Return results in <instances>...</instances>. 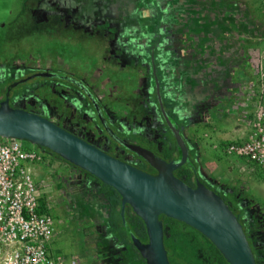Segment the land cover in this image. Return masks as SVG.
<instances>
[{
	"label": "flooded vegetation",
	"instance_id": "obj_1",
	"mask_svg": "<svg viewBox=\"0 0 264 264\" xmlns=\"http://www.w3.org/2000/svg\"><path fill=\"white\" fill-rule=\"evenodd\" d=\"M160 1L33 0L31 17L41 28L26 37L32 52L0 58V105L8 100L10 107L46 118L151 175L158 171L140 150L166 163L181 161L169 118L188 147V160L174 176L192 188L201 183L220 195L241 223L255 259L264 264L258 252L264 246V206L244 183L233 185L204 166L201 145L189 134L211 120L220 98L217 63L187 46L186 17L198 15L197 1ZM9 30L10 25L0 26L3 48L10 52L5 37ZM48 32L53 39L45 37ZM53 155L66 166L54 175L52 190L68 227L69 212L77 223H89L82 246L85 260L147 264L130 237L149 242L146 225L133 208L126 204L123 210L114 188ZM47 202L49 208L50 197ZM165 218L160 216L168 253ZM209 253L208 259L215 262Z\"/></svg>",
	"mask_w": 264,
	"mask_h": 264
},
{
	"label": "rangeland",
	"instance_id": "obj_2",
	"mask_svg": "<svg viewBox=\"0 0 264 264\" xmlns=\"http://www.w3.org/2000/svg\"><path fill=\"white\" fill-rule=\"evenodd\" d=\"M32 1L0 0V26L10 25V30L5 37L9 39L11 47V51H7L3 48L5 41L0 40V58L18 56L34 50L33 47H28L26 37L36 35L41 27H36V21L31 17V11L36 8L31 3ZM194 1H197L195 5L199 7L200 12L197 16L196 13H192L186 17L187 46L189 50L195 48L200 50L202 59H211L217 63L219 71L217 89L220 98L217 103L219 109L212 115L211 120H206L193 127L189 131L190 137L195 138L201 145V158L204 166L215 172L218 177L232 182L233 185H238L239 182L244 183L247 188L251 189V193L257 195V201H261V205L264 206V172L226 152L228 144L249 139L252 136L251 127L255 117L264 113V82L261 87H258L261 82L259 85L243 83L235 85L226 81L229 75V67L226 66L233 63V57L238 58L235 61L237 65L246 62L248 67L254 70L252 75L259 79L260 73L256 69L257 65L261 64V59L264 63V57L259 56V49L264 50V45L251 44L248 46L239 39L233 41V36L241 37L246 31H251L256 35L263 33V6L260 0ZM220 10L221 14L216 15ZM233 14L240 18L235 24L236 34L232 32ZM45 34L47 39H53L54 35L50 32ZM36 45L37 42L32 46ZM227 134H233V136L227 138ZM48 159L44 166L36 170V179L44 205L48 203L47 198L50 197L48 210L56 221L57 252L66 257L75 258L78 264L85 262L91 264L93 260H85L87 252L82 247L89 230V223L84 221L77 223L78 218H72L73 215L69 212V225L70 227L75 225L74 230L71 231L62 208L58 205L59 198L55 199V191L52 190L55 184L54 175L66 171V166L53 154ZM258 252L264 261V246Z\"/></svg>",
	"mask_w": 264,
	"mask_h": 264
},
{
	"label": "water",
	"instance_id": "obj_3",
	"mask_svg": "<svg viewBox=\"0 0 264 264\" xmlns=\"http://www.w3.org/2000/svg\"><path fill=\"white\" fill-rule=\"evenodd\" d=\"M181 153L179 163H166L153 153H140L157 169L151 175L121 162L37 114L0 105V138L25 141L45 148L114 188L146 225L149 242L130 237L147 264H171L164 245L160 216L200 232L219 250L228 264H257L237 216L222 197L199 183L192 188L174 176L188 160V147L180 130L167 118Z\"/></svg>",
	"mask_w": 264,
	"mask_h": 264
},
{
	"label": "built area",
	"instance_id": "obj_4",
	"mask_svg": "<svg viewBox=\"0 0 264 264\" xmlns=\"http://www.w3.org/2000/svg\"><path fill=\"white\" fill-rule=\"evenodd\" d=\"M251 132L226 152L264 172V113L255 117ZM49 157L25 141L0 139V264H78L57 252L56 221L38 187L36 170Z\"/></svg>",
	"mask_w": 264,
	"mask_h": 264
},
{
	"label": "trees",
	"instance_id": "obj_5",
	"mask_svg": "<svg viewBox=\"0 0 264 264\" xmlns=\"http://www.w3.org/2000/svg\"><path fill=\"white\" fill-rule=\"evenodd\" d=\"M165 224L170 230L165 243L171 264H228L211 241L197 230L171 218H165ZM209 251L216 257L215 262L208 259ZM256 262L261 264L258 257Z\"/></svg>",
	"mask_w": 264,
	"mask_h": 264
},
{
	"label": "crops",
	"instance_id": "obj_6",
	"mask_svg": "<svg viewBox=\"0 0 264 264\" xmlns=\"http://www.w3.org/2000/svg\"><path fill=\"white\" fill-rule=\"evenodd\" d=\"M244 2V0H243ZM245 2H247V0H245ZM234 13V12H233ZM221 14V10L220 11H217V14L216 15H220ZM232 15V14H231ZM234 17H233V25H234V28H233V34H236L235 33V24L239 22V19L240 18H237L235 17V14H233ZM264 26V25H263ZM240 40L242 41L244 44L250 46L251 44H259V45H264V32L260 33V34H253L251 31H246V32H243L242 36H233V41L234 40ZM261 47V46H260ZM263 49H259V56H261L262 58L264 57V50L262 51ZM235 54V53H234ZM235 56V55H233ZM238 59V58H237ZM237 59H235L234 57L232 58L233 60V63H230L228 64L226 67L228 68V76H227V79L226 81L229 82L230 84L231 83H234L235 85H239V84H257L259 85V83L262 81L264 82V63L261 59V64L258 66L257 65V69L256 71H259L260 73V76H259V79L258 77H254V75H252L253 71L252 69H250L247 65L246 62H242L241 63H238V65L236 64L235 61H237ZM234 72V74H233ZM260 83V84H261ZM231 136H233V134H227L226 137L227 138H230Z\"/></svg>",
	"mask_w": 264,
	"mask_h": 264
}]
</instances>
